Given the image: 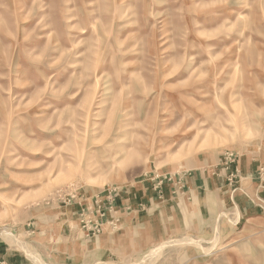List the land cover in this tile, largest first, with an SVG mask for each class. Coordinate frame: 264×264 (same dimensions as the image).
<instances>
[{"label":"rangeland","instance_id":"1","mask_svg":"<svg viewBox=\"0 0 264 264\" xmlns=\"http://www.w3.org/2000/svg\"><path fill=\"white\" fill-rule=\"evenodd\" d=\"M0 264H264V0H0Z\"/></svg>","mask_w":264,"mask_h":264}]
</instances>
